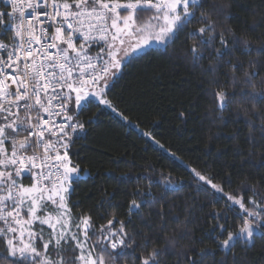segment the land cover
Returning a JSON list of instances; mask_svg holds the SVG:
<instances>
[{"label": "snow or ice", "instance_id": "snow-or-ice-1", "mask_svg": "<svg viewBox=\"0 0 264 264\" xmlns=\"http://www.w3.org/2000/svg\"><path fill=\"white\" fill-rule=\"evenodd\" d=\"M208 3L0 0V264H120L125 258H134L133 264H163L165 252L150 243L136 254L141 245L124 221L109 218L106 225L97 226L85 213L72 218L69 197L82 173L73 146L84 128L79 116L94 102L128 119L109 98L123 68L138 55L150 54L153 43L175 42L194 22L201 26L190 29L184 41H199L188 44L194 61L223 60L233 73L239 69L243 74V80L231 76L238 90L227 91L214 75L223 65L209 64L214 75L209 83L217 85L210 89L217 110L222 113L233 104L247 103L251 111H241L259 121L254 125L246 120L247 126L257 127L264 139V78L258 70H244L243 62L233 64L242 44L245 54L258 56L264 55V45L253 48L247 39L212 19L226 15L227 5L213 4V11L205 12ZM149 23L154 30L147 36ZM250 27L264 28V17ZM226 32L232 34L231 40L225 38ZM248 67L255 69L256 62L250 61ZM188 171L195 183L186 186L211 191L224 202L225 211L212 214L218 221L215 230L223 237L221 250L230 253L237 244L251 248L257 239L264 241V176L259 187L245 184L229 195L223 184L214 182L211 169ZM140 207L141 203L130 201V211ZM228 213L238 216L243 225H229ZM168 244L177 247L178 241L173 238ZM210 254L215 255L192 248L179 254L177 264H207ZM213 264L250 262L232 256Z\"/></svg>", "mask_w": 264, "mask_h": 264}, {"label": "trees", "instance_id": "trees-1", "mask_svg": "<svg viewBox=\"0 0 264 264\" xmlns=\"http://www.w3.org/2000/svg\"><path fill=\"white\" fill-rule=\"evenodd\" d=\"M213 4L227 7L226 15H213L212 19L247 39L253 48L264 45V28L253 31L250 27L264 17V0H209L204 11L212 12ZM200 26L194 22L190 29ZM190 29L175 42L152 47L148 55H138L123 68L109 98L127 120L102 105L97 107L95 102L79 116L84 128L80 138L74 137L73 158L82 173L73 185L68 206L73 219L85 213L97 226L106 225L109 218L124 221L126 230L141 245L136 254H142L143 247L150 243L165 252L163 264H177L179 254L192 248L215 253L208 256L207 264L231 260L232 256L246 258L250 264H264V241L259 239L255 247L237 244L230 253L221 250L219 241L223 237L215 230L218 221L212 214L224 212V202L211 191L186 186L195 183L189 169H211L216 174L214 182L223 184L229 195L245 184L259 187L264 176V139L257 127L249 128L246 123L251 120L258 125L259 121L241 111L247 108L250 112V105L233 104L221 113L210 92L217 87L209 83L214 75L219 87L237 91L231 76L243 80L242 72L237 69L233 73L223 60L194 61L188 44L199 41L184 43ZM225 38L231 40L232 34L226 32ZM215 46L219 47L218 41ZM235 57L233 64L243 62L244 70H258L264 78V55L245 54L242 44ZM250 61L256 62L255 69L248 67ZM209 64L223 66L213 75L208 71ZM133 199L141 207L130 211ZM228 216L229 225H243L238 216ZM173 238L178 241L177 247L168 244ZM133 259L125 258L120 264H133Z\"/></svg>", "mask_w": 264, "mask_h": 264}, {"label": "rangeland", "instance_id": "rangeland-1", "mask_svg": "<svg viewBox=\"0 0 264 264\" xmlns=\"http://www.w3.org/2000/svg\"><path fill=\"white\" fill-rule=\"evenodd\" d=\"M154 29H153V26L149 23V24H146L145 25V35H147V36H150L151 35V33H152V31H153ZM157 46H162V45H158V44H155V43H153V45H152V47H157ZM141 131V130H140ZM143 134H145L147 137H151V136H149V135H147L146 133H144L143 131H141ZM153 142L155 141L154 139H152V137L150 138ZM155 143V142H154ZM156 145H160V144H157V143H155ZM81 176V175H80Z\"/></svg>", "mask_w": 264, "mask_h": 264}]
</instances>
